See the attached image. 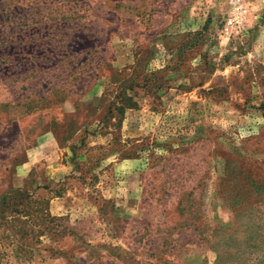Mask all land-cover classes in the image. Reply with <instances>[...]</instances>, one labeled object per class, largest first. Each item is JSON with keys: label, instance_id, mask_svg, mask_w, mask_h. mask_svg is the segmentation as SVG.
Masks as SVG:
<instances>
[{"label": "rangeland", "instance_id": "rangeland-1", "mask_svg": "<svg viewBox=\"0 0 264 264\" xmlns=\"http://www.w3.org/2000/svg\"><path fill=\"white\" fill-rule=\"evenodd\" d=\"M0 264H264V0H0Z\"/></svg>", "mask_w": 264, "mask_h": 264}, {"label": "trees", "instance_id": "trees-1", "mask_svg": "<svg viewBox=\"0 0 264 264\" xmlns=\"http://www.w3.org/2000/svg\"><path fill=\"white\" fill-rule=\"evenodd\" d=\"M119 111V110H118ZM120 112V111H119ZM74 151V147L72 148ZM76 154L74 153V156ZM38 188L37 186H35L34 190ZM32 196V193L29 194L27 193L26 190L22 189V190H15L14 195L10 196L8 201L6 202V206L8 207H12V210L15 212H22V213H26L29 214V212L27 210H24L25 206L23 201L26 199H30V197ZM20 207V208H18Z\"/></svg>", "mask_w": 264, "mask_h": 264}, {"label": "built area", "instance_id": "built-area-1", "mask_svg": "<svg viewBox=\"0 0 264 264\" xmlns=\"http://www.w3.org/2000/svg\"><path fill=\"white\" fill-rule=\"evenodd\" d=\"M236 10H238L239 8L238 7H235Z\"/></svg>", "mask_w": 264, "mask_h": 264}]
</instances>
